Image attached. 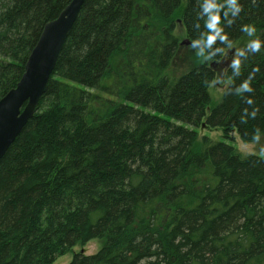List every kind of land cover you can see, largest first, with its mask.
Returning <instances> with one entry per match:
<instances>
[{
  "label": "trees",
  "instance_id": "1",
  "mask_svg": "<svg viewBox=\"0 0 264 264\" xmlns=\"http://www.w3.org/2000/svg\"><path fill=\"white\" fill-rule=\"evenodd\" d=\"M70 2L0 0V100ZM237 2L236 16L220 9L227 40L205 49L224 54L175 77L177 23L202 39V0H85L34 117L0 161V264H54L93 240L101 250L70 264H264V158L197 132L264 137V0ZM235 47L239 74L227 69L212 105L211 64ZM245 80L251 91L238 92Z\"/></svg>",
  "mask_w": 264,
  "mask_h": 264
},
{
  "label": "water",
  "instance_id": "2",
  "mask_svg": "<svg viewBox=\"0 0 264 264\" xmlns=\"http://www.w3.org/2000/svg\"><path fill=\"white\" fill-rule=\"evenodd\" d=\"M84 2L71 0L56 20L45 25L20 82L0 100V161L34 117ZM218 63L211 66L217 69Z\"/></svg>",
  "mask_w": 264,
  "mask_h": 264
},
{
  "label": "rangeland",
  "instance_id": "3",
  "mask_svg": "<svg viewBox=\"0 0 264 264\" xmlns=\"http://www.w3.org/2000/svg\"><path fill=\"white\" fill-rule=\"evenodd\" d=\"M177 24L178 26L176 29V33L179 34L181 45L174 59V62L172 63L169 70V74L175 77H179L182 74L186 73L198 61H200V59H202L201 57H198L196 55V49L190 47L191 42L189 44L183 43L185 40L188 39L185 35L183 25L179 21ZM201 46L202 45H198L197 47ZM238 51L239 48L237 47L228 50L222 60L218 63V70L216 72L215 79L209 89V93L212 99V105L219 104L223 98V95L228 87V82L226 80V72L231 65V61L237 57ZM197 132L200 134V137L207 136L214 141L231 144L243 157L255 155L264 158V137L254 142L244 143L238 133L233 134L232 140L225 139L223 137V132L221 129H210L203 127L202 129H197ZM102 245L103 244L101 241L93 240L86 244L84 247L78 246L74 248L65 256L57 259L54 264H70L76 254H96L101 250Z\"/></svg>",
  "mask_w": 264,
  "mask_h": 264
},
{
  "label": "clouds",
  "instance_id": "4",
  "mask_svg": "<svg viewBox=\"0 0 264 264\" xmlns=\"http://www.w3.org/2000/svg\"><path fill=\"white\" fill-rule=\"evenodd\" d=\"M225 4L227 7L225 8ZM202 13L206 14L204 16V27L207 29L206 32H204L202 39H192L190 47L193 49H196V55L198 57H202L204 59H212L214 57V52L220 51L221 54H224V51H222L221 48L217 47L213 49L211 52H206L205 49L211 48L214 42L219 39L220 41H226L227 36L223 32V28L220 25V9L224 8V15L227 16L229 12H231L232 16H236L240 12V5L237 2V0H223L222 3H218L217 0H202V3L200 4ZM231 24V20L228 21ZM241 30L246 33L249 37H253L254 33L256 32V28L251 24L242 25ZM261 40L259 38H252L247 41L246 49L250 50L252 52H256L261 48ZM198 45H202L201 47H197ZM227 47H232L231 41L227 43ZM245 55L244 50H240L237 53V57L234 58L231 61V68L233 69V74L238 75L239 69H240V59L239 57H242ZM238 92L243 91H251L250 85L247 80L243 81L238 87ZM248 103H251V100L249 99L247 101ZM250 115L254 116L255 112L250 113ZM254 139H259V135L256 134Z\"/></svg>",
  "mask_w": 264,
  "mask_h": 264
}]
</instances>
